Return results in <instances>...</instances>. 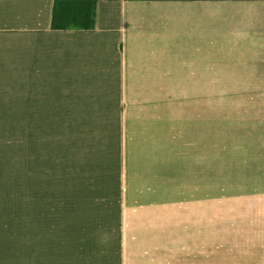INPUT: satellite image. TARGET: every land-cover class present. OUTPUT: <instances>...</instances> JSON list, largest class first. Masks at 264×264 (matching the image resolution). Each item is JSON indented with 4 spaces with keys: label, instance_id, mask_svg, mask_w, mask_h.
Here are the masks:
<instances>
[{
    "label": "crops",
    "instance_id": "crops-1",
    "mask_svg": "<svg viewBox=\"0 0 264 264\" xmlns=\"http://www.w3.org/2000/svg\"><path fill=\"white\" fill-rule=\"evenodd\" d=\"M38 98L119 122L120 264H264V0H0V123Z\"/></svg>",
    "mask_w": 264,
    "mask_h": 264
},
{
    "label": "rangeland",
    "instance_id": "rangeland-1",
    "mask_svg": "<svg viewBox=\"0 0 264 264\" xmlns=\"http://www.w3.org/2000/svg\"><path fill=\"white\" fill-rule=\"evenodd\" d=\"M33 101L44 119L0 123V264H120L123 226L143 223L122 202L119 122L56 121Z\"/></svg>",
    "mask_w": 264,
    "mask_h": 264
}]
</instances>
